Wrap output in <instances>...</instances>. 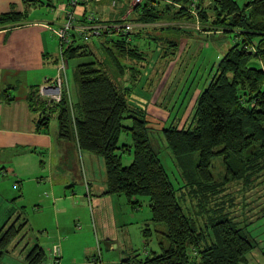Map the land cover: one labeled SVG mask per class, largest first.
<instances>
[{"label": "trees", "instance_id": "16d2710c", "mask_svg": "<svg viewBox=\"0 0 264 264\" xmlns=\"http://www.w3.org/2000/svg\"><path fill=\"white\" fill-rule=\"evenodd\" d=\"M190 1L143 0L131 6L129 0H120L117 18L99 21L173 23L190 18L186 12ZM210 1L213 24L222 25L225 32H234L235 44L219 59L210 83L196 98L189 124L179 128L170 123L162 128L168 148L183 168L185 186L189 187L186 193L197 199L196 205H190L196 209L195 214L188 207V213L184 211L152 146L146 112L129 102L130 93L150 61L149 54L132 43L134 28L125 36L99 38L100 56L88 43L74 42L65 48V59L79 60L74 69L79 90L76 109L66 89L57 102L38 99L37 90L29 97L37 131L47 129L54 116L59 139L73 140L78 149L103 158L104 195H124L132 204H138L139 197H147L150 221L165 225L169 245H160L159 252H151L142 260H133L135 264H244L254 249L251 240L226 214L207 219L209 223L203 228L196 224L204 213L222 212L221 208L206 206L209 197L219 191L211 171L214 158L223 159L225 176L233 179L259 171V161L264 159V0H248L243 6L235 0ZM201 9L198 12L205 18L209 11ZM26 17L16 11L0 14V27L21 23ZM174 30L170 26L162 28L158 40L153 34L160 48L159 58L176 47L168 36L163 39L164 34ZM253 60L256 65H252ZM122 132H128L132 140V161L127 166L122 164L120 152L130 149L119 144ZM189 164L194 166L187 172ZM24 224L13 223L0 232V263ZM149 235L150 230L145 228L143 236ZM42 259L43 250L38 245L26 256L28 264H39Z\"/></svg>", "mask_w": 264, "mask_h": 264}, {"label": "rangeland", "instance_id": "374dc122", "mask_svg": "<svg viewBox=\"0 0 264 264\" xmlns=\"http://www.w3.org/2000/svg\"><path fill=\"white\" fill-rule=\"evenodd\" d=\"M47 1L42 0L43 6L35 8V15L28 17L50 22V27H56L61 19L57 21L55 15L61 16L60 9L67 6L70 0H54L50 7L47 6ZM111 1L113 0H78L76 12L86 10V13L94 14L101 21L113 20L117 18L120 0H114L116 1L114 7L111 6ZM129 1L131 6L135 4L134 0ZM235 1L239 6H243L248 0ZM210 6L212 7L210 0L204 1L201 10L209 11L205 18L199 12L197 15L187 13L190 18L180 21L185 32L189 30L195 33L192 34L196 38L194 41L201 38L197 42L202 48L198 50L193 47V50L177 60L175 67L170 60L158 58L159 51L155 49L153 35L142 39L134 38L142 44L143 51L149 53L152 58L153 63H148L142 70V75L144 71L152 72L150 96L155 97L147 98V101H137L135 87L129 96V102L133 107L146 112L152 146L176 189V195L184 211L188 213V207L193 214L196 209L193 210L190 205H196L197 199L188 197L186 193L189 187L185 186L187 180L182 173L183 168L168 148L162 128H166L170 123L176 124L179 128L183 124L184 126L189 124L195 111V107L192 110L194 103L190 101L194 100L196 93L207 85L219 59L235 44L234 32H225L222 25L217 27L213 24L215 16L210 11ZM31 9L27 7L28 14ZM49 33L56 46L59 60V42L51 32ZM75 43L92 44L95 52L99 56L101 54L99 38H91L88 41L77 38ZM157 59L159 60L156 64ZM78 61L67 59L64 82L70 103L75 109L79 100V90L74 79V69ZM251 63L257 64L254 60ZM166 77L167 80L164 82ZM159 102L169 105L160 110ZM57 128L58 122L52 116L48 122L50 134L53 135ZM119 144L124 145L127 150L131 148L132 140L128 132L120 134ZM47 155L52 156L49 161ZM120 155L124 166L131 163V149L120 152ZM44 157L46 161L43 165L47 166L45 170H51L55 185L46 180L38 189L34 183L26 179L19 183L16 174L0 170V232L13 223L19 226L25 222L3 255L0 264H28L26 256L35 245L43 250V259L39 264H135L133 260H142L148 254L151 255V252H159L160 245L165 247L169 245L165 236L167 233L165 225L150 221L147 197H139V203L132 204L124 195H115L112 211L106 207L97 209L91 197L100 186H106L105 166L101 156L78 149L73 140H60L58 144H54L51 153L44 154ZM14 159L4 166L13 165L19 169L18 166L21 164L29 163L27 169L30 171L31 165L34 167L39 164L37 155ZM189 166L185 168L187 172L192 171L194 165ZM38 168L40 169L39 166ZM257 169L259 171L238 179H233L230 175L226 178L223 159L214 158L211 161V171L214 182L219 185V191L209 197L210 203L206 206L208 209L221 208L222 212L204 213L197 218L196 224L197 228H203L209 223L207 219H216L219 215L226 214V217L230 218L254 245V249L247 254L244 264H264V159L259 161ZM37 177L40 176L34 178L35 182ZM20 184L22 186H19ZM10 211H16L12 217ZM112 212L115 225L111 220ZM18 215L19 218H16ZM145 228L150 230L148 237L143 236ZM56 245L60 248L61 256L54 263L50 252ZM111 245H115V248L110 247Z\"/></svg>", "mask_w": 264, "mask_h": 264}, {"label": "crops", "instance_id": "0c3cea01", "mask_svg": "<svg viewBox=\"0 0 264 264\" xmlns=\"http://www.w3.org/2000/svg\"><path fill=\"white\" fill-rule=\"evenodd\" d=\"M27 1L28 0H0V14L10 11L27 14L26 19L21 23L0 27V170L4 169L7 173L10 171V173L16 174L19 183H21L23 179H26L34 183L36 187L40 189L46 180H48L49 183L51 182L52 185H55L54 182L56 181L51 177V170H45L47 166L43 165L46 161L44 159V154H50L54 144H58L61 139L58 137V128L53 135L50 134L48 127L47 129L42 128L40 131H37L35 126L36 117L29 107V97L33 91H38L41 87L45 86L46 81L52 80L57 76L59 60L56 46L53 44L49 33L51 32L49 30L51 23L38 18L30 19L28 17L30 15H35L34 9L43 6L44 3L42 0H32L36 2H34L35 4ZM53 2L54 0H48L47 6H52ZM113 4L114 1H111V6ZM27 7L32 8L29 14ZM78 13L86 14V10L78 11ZM55 16L57 21L61 19L60 15L57 14ZM125 16L126 15H124V17ZM133 25L134 35L132 43L142 51L144 50L141 48L142 44L135 41L134 38H147L153 34L155 38H157V34L162 33V28L170 26L175 29L170 35L164 34L163 39L168 36L170 42H176V47H174L171 53L164 52L160 54V58H162V55L165 61L170 60L173 62L174 67L179 59L184 57L190 50H193V47L196 49L198 48V50L202 48V45L197 42L200 41L201 38H197L198 40L194 41L193 39L196 38L192 34L195 33L189 32V30L185 32L180 21L166 24L158 22ZM158 39L159 38H157V40ZM155 49L157 51L160 50L156 43ZM159 59L155 62L156 64ZM149 62L153 63L152 58H150ZM151 73L150 71H144V74L141 75L140 80L136 84L134 90L137 92V97H135V99H138L137 101H147V98L154 96H150V93L152 94L150 86L153 77ZM167 77L164 82L167 80ZM201 91L196 93L195 99L191 100L190 103L192 102L195 104L196 98ZM132 100L135 101L134 99ZM156 101L158 102V100ZM160 105L159 109L162 110L164 106L169 104L166 103L165 105L160 103ZM182 126H184V124ZM33 155H37L39 164L34 167L31 165L30 171L27 169L28 165H30L29 163H23L21 166L17 165L19 169L13 165L4 166V164L8 162H13L15 160L14 158L24 159ZM51 157L52 156L47 155L46 158H48L49 161ZM45 171H47L46 174ZM41 174L46 176H42ZM36 176H40L37 177V182L34 181ZM19 186H22V184ZM88 190L91 196L90 185ZM105 190L106 186H100L95 190V193H93L94 196L91 197V199L93 198L92 201L95 202L97 209L106 207L112 211L115 195H104ZM22 195L24 194L22 193ZM15 212L16 211H10V217H12ZM16 218H19V215ZM111 220L112 224L115 225L116 222L113 212L111 214ZM110 247L115 248V245H111Z\"/></svg>", "mask_w": 264, "mask_h": 264}, {"label": "built area", "instance_id": "2783aa9c", "mask_svg": "<svg viewBox=\"0 0 264 264\" xmlns=\"http://www.w3.org/2000/svg\"><path fill=\"white\" fill-rule=\"evenodd\" d=\"M143 0H134L135 4L141 3ZM206 0H191L186 7V12L190 15H197ZM209 1V0H208ZM78 0H70L67 6L61 9V21L56 27H50L52 35L59 42L60 59L58 62L57 76L48 80L45 86L36 92L38 99H50L49 102H57L66 82L67 59L63 56L66 47L76 41L77 38L88 41L91 38H117L125 36L132 32L134 26L130 22L122 21L117 23L100 22L94 14H79L76 12ZM180 8L179 4H174ZM53 98V99H52ZM48 101V100H47ZM51 259L56 263L61 256L59 246H53L50 252Z\"/></svg>", "mask_w": 264, "mask_h": 264}, {"label": "water", "instance_id": "95a60500", "mask_svg": "<svg viewBox=\"0 0 264 264\" xmlns=\"http://www.w3.org/2000/svg\"><path fill=\"white\" fill-rule=\"evenodd\" d=\"M210 83V81L208 82V84Z\"/></svg>", "mask_w": 264, "mask_h": 264}]
</instances>
